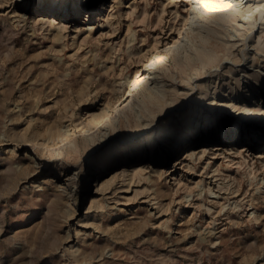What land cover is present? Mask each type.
I'll return each instance as SVG.
<instances>
[{"label": "rangeland", "instance_id": "1", "mask_svg": "<svg viewBox=\"0 0 264 264\" xmlns=\"http://www.w3.org/2000/svg\"><path fill=\"white\" fill-rule=\"evenodd\" d=\"M189 5L0 0V264H264V0L237 4L248 8L236 16L250 28L241 40L235 29L208 35ZM197 50L217 62L202 65ZM160 52L168 58L149 89L163 91L175 120L194 109L201 126L131 139L134 104L114 131L83 139L104 129L91 128L92 113L116 107ZM214 101L252 107L250 120L235 131L238 109ZM78 124L74 157L71 140L49 137Z\"/></svg>", "mask_w": 264, "mask_h": 264}, {"label": "bare ground", "instance_id": "2", "mask_svg": "<svg viewBox=\"0 0 264 264\" xmlns=\"http://www.w3.org/2000/svg\"><path fill=\"white\" fill-rule=\"evenodd\" d=\"M178 0H169L170 3H174L177 2ZM190 1V8L189 11L192 12L193 14V18L195 19L193 23L197 22L200 23H205L206 26L203 27L206 29V32L208 35H214L218 34V35H229L230 31L233 29L237 30L238 32H240L238 34L239 39H244L243 37H249L250 36V28L247 27V29L245 28V31H241V27L244 26V22L239 23L240 20L236 19V16L240 13V15H243V18L246 19V14L245 13L247 10H243V11H238L239 9L237 8V4L241 1V0H189ZM248 2V1H247ZM74 4V3H73ZM257 5V4H256ZM204 7V8H203ZM52 11V10H51ZM242 12H244L242 14ZM163 14V13H162ZM148 17V16H147ZM149 18V17H148ZM158 18V17H157ZM242 18V17H241ZM54 21V20H52ZM51 22V20H50ZM159 22V21H158ZM212 24H217L219 25V29L217 30H212ZM237 26H241L240 28H238ZM149 27V26H148ZM234 33V32H232ZM183 34V33H182ZM132 35V34H131ZM182 35L176 39L170 46L169 48H174L177 45H179V41L180 38L182 39ZM211 37V36H210ZM226 38V36H224ZM230 37V36H229ZM247 37V38H248ZM133 38V37H132ZM208 38V37H207ZM213 38V37H211ZM219 38V37H218ZM228 41L229 38H227ZM232 39V38H231ZM246 40V39H245ZM248 40V39H247ZM207 41V39H206ZM238 41V40H237ZM237 41H231L229 43V45L231 47H234L237 43ZM181 43V42H180ZM205 43V42H204ZM247 46V45H246ZM230 47V48H231ZM256 49V48H255ZM261 49V48H260ZM203 50V49H201ZM196 51L198 52V56L201 57L200 59H202L201 64L204 66L211 62L212 60H214L215 58L212 57V52H207L203 53L202 51ZM245 50V49H244ZM263 50V49H262ZM167 51V50H166ZM210 51V50H209ZM224 51V50H223ZM264 52V50H263ZM214 53V52H213ZM217 55V53H215ZM215 56V55H214ZM243 56V55H242ZM234 57V56H233ZM168 58V55L164 52H160V53H156L151 55V57L148 59V61L145 63L144 68L142 70L137 71L133 77L129 80H126V82L121 86L122 88H120L119 91L121 94V100L119 102V104L116 107L111 108L110 106L105 107L103 110H100V112L98 113H92V115L90 116V119H94L97 117H100L99 119L93 121L92 123V127L91 128H104L103 130H100L98 133H94V134H90L87 135L85 137H83V139H85L86 141H94L96 137H98L100 139V137L103 138V135L106 134L107 130L109 128L110 131L111 130H115V126H114V121L118 120V117L120 116V112L127 113L128 109H134V104L137 105L138 108V113L136 115V117L134 118V121H132L131 123V119H126L129 120V123L132 126H136L134 129L132 127V133L130 138L134 139L137 136H143V135H147V139L149 142H153L155 141V137L156 135L159 136H163L167 133H171V131L174 129V127L176 126L177 123L182 124L181 128H183V132L182 134L187 133L188 131H193V130H197L196 127L201 126V119L203 118L202 115L200 113H198L196 110L194 109H190V112L187 113V116H185V118H181L179 120H175L172 117V111L169 109L172 105V103H162L163 102V96L162 93L163 91L160 90L159 88H157V90H154V88H150V86H148V84L150 82H156L155 80V76L158 75V71L164 66V64L166 63ZM188 58V57H187ZM198 58V57H197ZM213 58V59H212ZM218 58V57H217ZM186 59V58H185ZM190 59V58H189ZM216 60V59H215ZM214 60V61H215ZM258 60L256 58V56H253L252 62L255 64H258ZM90 61V60H89ZM191 61V59H190ZM189 61V62H190ZM226 61H228L226 59ZM230 61V60H229ZM217 62V61H215ZM214 62V63H215ZM260 62V61H259ZM184 63H187L186 61ZM200 64V65H201ZM252 64V63H251ZM211 65V64H210ZM199 66V65H198ZM155 67V68H154ZM165 67V66H164ZM218 67V66H217ZM249 67V66H248ZM154 68V69H153ZM186 68V67H185ZM197 68V67H196ZM201 68V66H200ZM205 68V67H204ZM216 68V67H215ZM189 65H188V70H189ZM195 69V68H194ZM205 70V69H204ZM210 70V69H209ZM177 71V70H176ZM197 71V70H196ZM245 71V70H244ZM171 76H174L173 72L171 71ZM198 73V72H197ZM196 73V74H197ZM260 73V72H259ZM264 75V74H263ZM193 76V75H192ZM245 76L248 78H250L251 76H253V74L251 73H245ZM260 76V75H259ZM104 78V77H103ZM197 78V77H196ZM201 78V77H200ZM199 78V79H200ZM252 78V77H251ZM188 79V78H187ZM198 79V80H199ZM264 80V78H262L261 76V83ZM189 81V80H188ZM191 81V80H190ZM193 81V80H192ZM238 85H240V80L237 79L236 80ZM213 82V81H212ZM205 83V82H204ZM151 84V83H150ZM206 84V83H205ZM204 84V85H205ZM93 85V83H92ZM97 85H104L101 84V82L99 81L97 83ZM108 84H105L103 86V90H106L108 88L107 86ZM112 85V84H110ZM185 85V84H184ZM187 86V85H186ZM202 86V85H201ZM195 87H198V84L196 85H192V87H190V90H194ZM207 89H209V84L206 86ZM205 87V88H206ZM216 87H214L215 89ZM245 88H248V90L250 92H252L253 94V90H252V85L250 83H248L246 85ZM156 89V88H155ZM206 90V89H205ZM211 91V90H210ZM199 92V91H198ZM215 92V91H214ZM217 92V91H216ZM104 93V92H102ZM176 95V94H175ZM186 95H188V93H186ZM231 95V94H230ZM118 96V95H117ZM120 97V96H119ZM116 98V97H114ZM140 98V99H139ZM232 98V97H231ZM138 100V103H135V100ZM220 100V99H219ZM225 100V99H224ZM232 100H235L234 98H232ZM241 100V98L239 99ZM124 102L126 104H124ZM137 102V101H136ZM211 102V101H210ZM221 102V101H220ZM217 103V102H213L214 105L217 107H225V106H231L233 108L238 109L237 114L238 117L236 119V125H234V130L237 131L240 128V124L243 123V121L248 122L249 119V115L247 111H252V107L247 108V105H245L244 107H241L229 102L226 103ZM225 102V101H224ZM243 102L247 103L246 100H244ZM212 103V102H211ZM111 104V103H110ZM168 104V105H167ZM248 104V103H247ZM113 105V104H112ZM182 107L184 106V103L181 104ZM193 105V104H192ZM115 106V105H114ZM111 108V109H110ZM110 109V110H109ZM183 109V108H182ZM216 109V107L212 108V110ZM222 109V108H221ZM240 109V110H239ZM134 111V110H133ZM183 112V111H182ZM185 112V111H184ZM246 112V113H244ZM209 113V112H208ZM114 114V117L112 118ZM134 114V113H133ZM181 114V113H180ZM179 114V115H180ZM103 115V116H102ZM131 116V115H130ZM130 116H128L127 118H130ZM135 116V114H134ZM182 116V115H181ZM89 117V116H88ZM178 117V116H177ZM211 117V116H210ZM148 119L149 120H153L154 123L152 125V127L149 129V124H148ZM206 119V124L205 126H208V116L205 117ZM213 119V118H212ZM119 121V120H118ZM117 121V122H118ZM128 123V121H127ZM128 123V125L130 126V124ZM216 124H219L216 122ZM215 124V125H216ZM123 125V124H122ZM179 125V124H178ZM128 126V127H129ZM131 128V126H130ZM176 128V127H175ZM61 129V128H60ZM64 129V127L62 128ZM176 130V129H175ZM62 131V130H61ZM87 131V130H86ZM131 132V131H130ZM151 132L150 135H148ZM174 132V131H173ZM85 133V128L83 125L78 124V126H76L75 128L73 127V129H69V128H65L63 133H61L60 131L58 133H56L55 135L57 136H50L49 138H51L52 140L55 137H60L61 141H70L71 140V149L69 150L70 153L74 154V157H79L78 156V150H77V140H74L76 137L78 136H82V134ZM86 134V133H85ZM112 133H109V136ZM174 138L175 139H179L181 137V133L178 132H174L173 133ZM113 136V135H112ZM106 137V136H105ZM109 138V137H108ZM129 137L127 138V140L130 139ZM97 139V140H99ZM130 139V140H131ZM46 141V137H44V143ZM132 141V140H131ZM97 142V141H96ZM134 142V141H133ZM43 143V144H44ZM95 143V142H94ZM90 144V143H89ZM51 145V143H50ZM61 144L59 142L54 143V151L52 154V160L55 161V164H59V163H64L65 162V158H64V151L63 149L60 147ZM61 161V162H60ZM236 204V203H235Z\"/></svg>", "mask_w": 264, "mask_h": 264}]
</instances>
